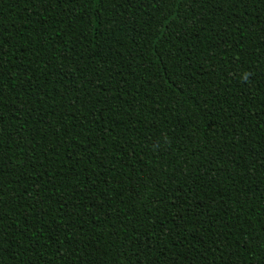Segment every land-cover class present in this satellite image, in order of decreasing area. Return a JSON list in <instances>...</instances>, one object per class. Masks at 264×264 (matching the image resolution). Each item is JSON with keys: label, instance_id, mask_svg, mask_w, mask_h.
Returning a JSON list of instances; mask_svg holds the SVG:
<instances>
[{"label": "trees", "instance_id": "obj_1", "mask_svg": "<svg viewBox=\"0 0 264 264\" xmlns=\"http://www.w3.org/2000/svg\"><path fill=\"white\" fill-rule=\"evenodd\" d=\"M0 264H264V0H0Z\"/></svg>", "mask_w": 264, "mask_h": 264}]
</instances>
